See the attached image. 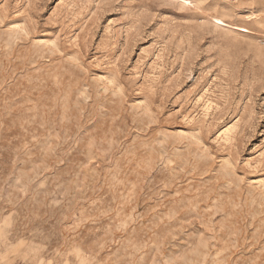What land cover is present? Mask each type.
<instances>
[{
    "label": "rangeland",
    "instance_id": "374dc122",
    "mask_svg": "<svg viewBox=\"0 0 264 264\" xmlns=\"http://www.w3.org/2000/svg\"><path fill=\"white\" fill-rule=\"evenodd\" d=\"M0 264H264V0H0Z\"/></svg>",
    "mask_w": 264,
    "mask_h": 264
}]
</instances>
